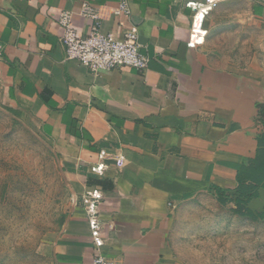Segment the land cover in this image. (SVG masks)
I'll return each instance as SVG.
<instances>
[{"label": "crops", "instance_id": "obj_1", "mask_svg": "<svg viewBox=\"0 0 264 264\" xmlns=\"http://www.w3.org/2000/svg\"><path fill=\"white\" fill-rule=\"evenodd\" d=\"M215 1L197 18L192 7L207 0H128L126 18L114 15L121 0H0V100L39 124L72 191L52 264H93L84 198L96 190L100 251L113 264H200L217 223L225 232L233 213L249 217L233 201L247 202L240 177L250 182L244 170L262 156L264 66L218 48L211 16L246 7L250 18L230 23L262 44L264 0ZM85 3L106 33L138 28L145 69L95 75L66 60L59 19L68 12L86 34Z\"/></svg>", "mask_w": 264, "mask_h": 264}, {"label": "rangeland", "instance_id": "obj_2", "mask_svg": "<svg viewBox=\"0 0 264 264\" xmlns=\"http://www.w3.org/2000/svg\"><path fill=\"white\" fill-rule=\"evenodd\" d=\"M248 13L234 3L214 12L217 46L236 56L234 60L263 67L264 40L250 42V31L242 33L230 23L240 14L249 19ZM261 154L258 168L244 170V176H254L244 185L249 189L247 202L264 188V141ZM67 173L62 156L39 124L0 100V264H52L51 246L72 211ZM239 217L233 213L226 223L228 231L222 232L224 224L217 223L220 231L213 240H201L200 264H264V213L249 211L248 218Z\"/></svg>", "mask_w": 264, "mask_h": 264}, {"label": "built area", "instance_id": "obj_3", "mask_svg": "<svg viewBox=\"0 0 264 264\" xmlns=\"http://www.w3.org/2000/svg\"><path fill=\"white\" fill-rule=\"evenodd\" d=\"M217 6V1L207 0L206 4L193 6L192 10L196 12L198 18L208 15ZM80 15L89 21L90 29L86 34H83L73 25L72 16L68 12L61 14L59 19L62 29L60 38L65 49L66 60L79 63L95 75L111 72L118 68L128 67L143 70L147 67L148 58L140 51L138 28L135 25L116 36L102 30L100 12L93 4H83ZM114 15L130 17L131 8L128 0H121L119 8L114 11ZM122 159L120 158L118 161L119 166L122 165ZM101 168L103 166L98 169ZM101 200L102 195L98 190L84 198L96 248L93 264H113L100 251L104 246L97 211Z\"/></svg>", "mask_w": 264, "mask_h": 264}, {"label": "water", "instance_id": "obj_4", "mask_svg": "<svg viewBox=\"0 0 264 264\" xmlns=\"http://www.w3.org/2000/svg\"><path fill=\"white\" fill-rule=\"evenodd\" d=\"M245 207L251 212H264V188H259L257 195L246 202Z\"/></svg>", "mask_w": 264, "mask_h": 264}, {"label": "trees", "instance_id": "obj_5", "mask_svg": "<svg viewBox=\"0 0 264 264\" xmlns=\"http://www.w3.org/2000/svg\"><path fill=\"white\" fill-rule=\"evenodd\" d=\"M261 164H260V162H258V163H256L255 165H253V166H251L249 169H251V170H254V169H256V168H258L259 166H260ZM248 169V170H249ZM250 170V171H251ZM254 172V171H253ZM254 177V176H253ZM253 177H247V179H250V180H253ZM249 180V181H250ZM240 184L242 185H240V191H242L243 192V194L244 195H246L247 193H248V190L249 189H246V187H244V185L246 184V180H244V179H242V177H240ZM250 186H252L253 188H258V186H255V185H250ZM240 203V201H237V203Z\"/></svg>", "mask_w": 264, "mask_h": 264}, {"label": "flooded vegetation", "instance_id": "obj_6", "mask_svg": "<svg viewBox=\"0 0 264 264\" xmlns=\"http://www.w3.org/2000/svg\"><path fill=\"white\" fill-rule=\"evenodd\" d=\"M242 205H245V204H242ZM255 212L258 213V214H259V213H260V214L264 213V212L261 213V212H259V211H255Z\"/></svg>", "mask_w": 264, "mask_h": 264}]
</instances>
